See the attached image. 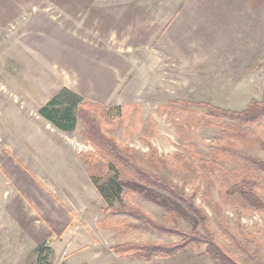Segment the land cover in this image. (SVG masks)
Returning a JSON list of instances; mask_svg holds the SVG:
<instances>
[{
	"label": "rangeland",
	"instance_id": "374dc122",
	"mask_svg": "<svg viewBox=\"0 0 264 264\" xmlns=\"http://www.w3.org/2000/svg\"><path fill=\"white\" fill-rule=\"evenodd\" d=\"M263 94L264 0H0V264H37L47 252L49 264L211 259L203 246L149 263L111 251L180 239L114 215L117 203L106 211L84 165L93 148L76 116L82 101L123 107L104 133L161 180L195 191L213 236L241 264H264V173L251 161L264 162V118L217 120L168 104L242 111ZM243 180L260 205L229 192ZM123 201L167 225L160 207Z\"/></svg>",
	"mask_w": 264,
	"mask_h": 264
},
{
	"label": "trees",
	"instance_id": "16d2710c",
	"mask_svg": "<svg viewBox=\"0 0 264 264\" xmlns=\"http://www.w3.org/2000/svg\"><path fill=\"white\" fill-rule=\"evenodd\" d=\"M168 104L170 106L201 108L207 117L217 120L228 119L248 123L264 118V94L260 101H250L248 107L242 111L225 110L207 103H190L180 100H172ZM122 111L123 107L107 108L99 103L92 104L82 101L78 104L76 116L84 124L83 138L93 148L91 156L84 159L90 181L108 205L106 211L112 210L113 203H117L119 210L114 215L141 221V224L148 230L177 237L180 240L172 245L148 242L115 243L111 247V251L122 258L142 259L149 263L155 257L164 259L175 256L179 251L189 247L196 251L203 246L205 255L218 264H241L213 236L207 214L194 202L195 191L187 195L174 184L161 180L151 171L141 167L127 148H120L115 139L104 133L102 121L107 116L110 117L113 113L118 115ZM40 114L57 127H63L46 109H41ZM60 119L62 122H71V110L66 109ZM148 147L149 153L146 156L151 157L155 164L159 163L156 150L150 144ZM251 161L255 164V169L264 173V162L258 159H251ZM104 171L111 173L110 178L105 182L102 181ZM250 188L251 183L243 180L234 184L229 192L240 194V198L250 205H260L258 197ZM124 196L140 197L160 207L167 225L156 223L142 214L136 215L132 208L124 206ZM184 225H186V229L183 227ZM48 254V252L45 253V257L40 254L37 264H49Z\"/></svg>",
	"mask_w": 264,
	"mask_h": 264
},
{
	"label": "crops",
	"instance_id": "0c3cea01",
	"mask_svg": "<svg viewBox=\"0 0 264 264\" xmlns=\"http://www.w3.org/2000/svg\"><path fill=\"white\" fill-rule=\"evenodd\" d=\"M182 264H218L217 262H215L214 260H192L189 263H182Z\"/></svg>",
	"mask_w": 264,
	"mask_h": 264
}]
</instances>
